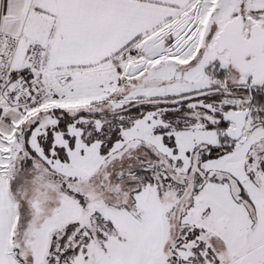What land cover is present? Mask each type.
<instances>
[{
	"label": "snow or ice",
	"instance_id": "obj_1",
	"mask_svg": "<svg viewBox=\"0 0 264 264\" xmlns=\"http://www.w3.org/2000/svg\"><path fill=\"white\" fill-rule=\"evenodd\" d=\"M0 264H264V0H0Z\"/></svg>",
	"mask_w": 264,
	"mask_h": 264
}]
</instances>
